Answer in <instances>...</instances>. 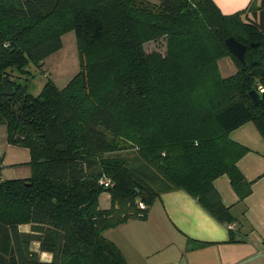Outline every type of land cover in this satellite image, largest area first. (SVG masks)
Listing matches in <instances>:
<instances>
[{
    "label": "trees",
    "instance_id": "1",
    "mask_svg": "<svg viewBox=\"0 0 264 264\" xmlns=\"http://www.w3.org/2000/svg\"><path fill=\"white\" fill-rule=\"evenodd\" d=\"M67 29L78 73L31 95L12 74L42 68ZM230 37L245 46L243 64ZM160 40L163 54L145 52ZM223 58L236 68L226 78ZM247 123L264 140V0L231 15L212 0H0V125L31 157L29 178H0V264H127L104 233L145 220L173 190L231 224L213 181L225 175L240 200L250 194L236 165L248 149L228 139ZM202 245L188 239L186 250Z\"/></svg>",
    "mask_w": 264,
    "mask_h": 264
},
{
    "label": "crops",
    "instance_id": "2",
    "mask_svg": "<svg viewBox=\"0 0 264 264\" xmlns=\"http://www.w3.org/2000/svg\"><path fill=\"white\" fill-rule=\"evenodd\" d=\"M212 1L222 14L231 15L251 2L258 7L262 0ZM223 70L229 72L230 68ZM228 139L248 149L236 165L251 189L240 200L227 176L213 181L222 205L233 217L229 224L233 228L215 220L184 191L163 193L148 209L145 220L130 219L105 232L127 264H264V140L251 123L232 131ZM30 158L28 149L7 142L6 127L0 125V178H29ZM188 239L203 245L186 250ZM42 255L41 261H51L50 254L40 253L39 258Z\"/></svg>",
    "mask_w": 264,
    "mask_h": 264
},
{
    "label": "rangeland",
    "instance_id": "3",
    "mask_svg": "<svg viewBox=\"0 0 264 264\" xmlns=\"http://www.w3.org/2000/svg\"><path fill=\"white\" fill-rule=\"evenodd\" d=\"M257 6L259 7V3ZM242 18H244V16ZM249 18L256 21L258 20L256 18H253L252 16H250ZM61 40L62 44L60 49L49 55L43 61L42 68H37L33 65V63L29 61L26 67L28 73L20 74L15 71L12 74L13 79L19 82L21 85L26 86L28 93H30L31 95L38 96L47 81H51L58 90H61L78 73L80 69L79 57L73 30L67 29L62 32ZM164 47V41L160 40L157 42H149L145 44L144 50L146 53L158 52L163 54L165 51ZM227 66H229L230 68L229 72H225L223 70L224 68H227ZM218 67L223 78L231 76L236 71L234 63L229 58H223L219 60ZM251 125L253 126V123H251ZM99 208H109L107 193H102L100 195ZM19 229L20 231H29V228L24 226H21V228ZM37 248V245L33 243L31 249L33 251H37ZM43 258H45L44 255L40 257L41 260H43Z\"/></svg>",
    "mask_w": 264,
    "mask_h": 264
},
{
    "label": "water",
    "instance_id": "4",
    "mask_svg": "<svg viewBox=\"0 0 264 264\" xmlns=\"http://www.w3.org/2000/svg\"><path fill=\"white\" fill-rule=\"evenodd\" d=\"M224 44L226 48L229 50V52L240 62L244 63V52H245V46L238 43L234 38L230 37L224 41ZM248 97L254 104H258L260 100L259 94L253 90L250 91L248 94ZM62 147H57V150H61Z\"/></svg>",
    "mask_w": 264,
    "mask_h": 264
},
{
    "label": "built area",
    "instance_id": "5",
    "mask_svg": "<svg viewBox=\"0 0 264 264\" xmlns=\"http://www.w3.org/2000/svg\"><path fill=\"white\" fill-rule=\"evenodd\" d=\"M259 91L262 92L263 89L259 88ZM98 184H99V186H101L105 189L113 187V182L109 178H105V177L101 178L99 180ZM229 228H233V225H229Z\"/></svg>",
    "mask_w": 264,
    "mask_h": 264
}]
</instances>
